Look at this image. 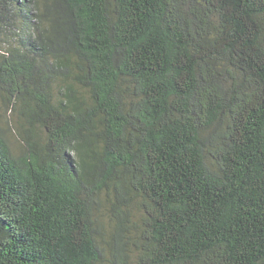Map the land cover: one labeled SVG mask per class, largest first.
<instances>
[{
    "label": "trees",
    "instance_id": "1",
    "mask_svg": "<svg viewBox=\"0 0 264 264\" xmlns=\"http://www.w3.org/2000/svg\"><path fill=\"white\" fill-rule=\"evenodd\" d=\"M0 101V264H264V0H0Z\"/></svg>",
    "mask_w": 264,
    "mask_h": 264
},
{
    "label": "rangeland",
    "instance_id": "2",
    "mask_svg": "<svg viewBox=\"0 0 264 264\" xmlns=\"http://www.w3.org/2000/svg\"><path fill=\"white\" fill-rule=\"evenodd\" d=\"M4 108V105H3V103L0 101V122L4 125V126H6V127H9L10 128V131L12 130V132H13V129L14 128H16V125H15V120H16V118L15 117H12V119H7V118H5V117H3L2 115H1V113H2V109ZM9 124H8V123ZM17 129V128H16ZM15 133L13 132L12 133V135L14 136L13 137V139H12V143H13V147H14V149L17 151V152H20L21 150H22V146H23V144H22V141H21V138H20V136L18 135V134H15ZM135 208H136V206H135ZM133 211H135L134 212V214H135V216H137L138 215V212H137V209L135 210L134 208L132 209ZM108 213L106 212V209H103L102 210V213H101V215H100V219L102 220V222L104 223V224H106L107 226L110 224V221H109V218H108Z\"/></svg>",
    "mask_w": 264,
    "mask_h": 264
}]
</instances>
